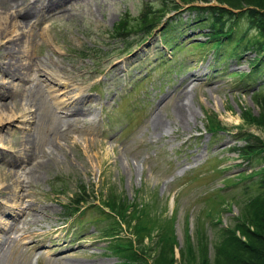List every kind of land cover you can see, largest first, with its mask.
Returning <instances> with one entry per match:
<instances>
[{"label": "rangeland", "instance_id": "rangeland-1", "mask_svg": "<svg viewBox=\"0 0 264 264\" xmlns=\"http://www.w3.org/2000/svg\"><path fill=\"white\" fill-rule=\"evenodd\" d=\"M7 1L0 0V28ZM163 1L67 0L32 29V44L18 50L22 62L53 59L64 67L67 77L59 80L73 82L91 113L70 117L78 120L68 128L47 129L52 103L66 99L62 86H33V78L43 77L36 70L15 98H0L9 110L25 109L5 124L0 151H13V141L28 144L29 163L13 170L23 175L25 199L46 209L36 222L23 223L20 214L23 236L0 264H121L103 233L114 227L123 239L134 238L110 212L111 200L143 210L139 222L153 241L160 234L171 239L173 264H182L179 252L187 241L196 250L199 234L212 262L221 228L232 227L242 207L264 192L255 176L264 160L249 161L236 151L248 135L264 141L263 128L244 116L259 118L264 103V60L257 69L249 63L258 56L247 46L255 32L235 47L246 26L241 18L217 53L202 26L206 13L189 8L205 4L195 2L166 15L148 36L137 30L115 36L114 27L125 23V32ZM195 74L200 83L193 88L185 79ZM177 105L191 115L171 131ZM153 116L164 125L162 136L150 123ZM34 158L41 163L36 169L30 167ZM79 191L86 202L76 207L72 199ZM3 203L11 204L0 195ZM9 219L0 210V221Z\"/></svg>", "mask_w": 264, "mask_h": 264}, {"label": "trees", "instance_id": "trees-1", "mask_svg": "<svg viewBox=\"0 0 264 264\" xmlns=\"http://www.w3.org/2000/svg\"><path fill=\"white\" fill-rule=\"evenodd\" d=\"M210 1L164 0L155 9L145 12L146 14L143 15V18L125 32V23L119 24L116 28L114 27L113 31H115V36L118 39H124L125 36L134 33L136 30L148 36L159 25L165 23H162V19L166 15L173 11L182 10V7L188 4L195 2L204 3V7L192 6L189 8L200 14L202 12L206 13V22H203L202 26H208V33L205 34L206 40L215 41L217 53L222 46V39H227L231 42L233 25H237L241 18L246 20L245 29L237 37L234 46L237 47L250 31H254L255 35L249 38L247 40L249 42L246 43L252 51L258 54L255 59L249 62L252 69H257L262 60H264V0H215V5H210ZM235 10L238 11L236 12ZM234 48L233 51L235 50ZM261 101L264 102V96H261ZM260 106L262 114L259 115V118L249 117L247 114L244 116L246 120H249L248 122L264 130V103L260 104ZM218 124H216L217 128ZM210 129L214 130L216 128L212 124ZM242 140H244L243 146L236 149L239 156L249 161L254 159L264 160V141L262 139L251 134L242 138ZM255 176L258 177L260 186L264 187V166L259 169ZM78 194L72 199L76 207L86 202L85 197L81 196L82 191H79ZM110 206H107L110 212H114L119 218H122V222L125 225L124 229L130 230L134 238L132 240L123 239L119 235L121 229H114V227H110L108 232L103 233L106 239H112L109 245L110 250L121 259V264L174 263V245L173 243H168L171 239L160 234L153 241V236L148 231L147 225L139 222V215L143 213L142 209H138L133 205L129 206L120 201L115 203L112 200L110 201ZM73 213H77V210L73 211ZM116 224L119 226L118 222ZM145 238L149 240L148 243L144 242ZM220 238L219 244L214 249L212 262L205 251V242H202L203 238L200 237V234L196 244V250L200 251L199 255H196L197 251L193 250V242L189 243L187 241L179 252L182 264H264V192L251 198L242 207L232 227L221 228Z\"/></svg>", "mask_w": 264, "mask_h": 264}, {"label": "bare ground", "instance_id": "bare-ground-1", "mask_svg": "<svg viewBox=\"0 0 264 264\" xmlns=\"http://www.w3.org/2000/svg\"><path fill=\"white\" fill-rule=\"evenodd\" d=\"M66 1L67 0H49L43 3L42 1L29 2L8 0L6 4L8 14L5 11L4 24L0 28V51H3V55L0 56V79L10 80L6 82L8 85L0 82V98L8 95L15 98L14 94L16 90H22L24 84L30 82L31 72L34 70L39 71V75H43V77L42 79L39 77L33 78L31 81L33 86H40L47 82V86L56 84L57 86L63 87L62 93L66 100L52 103V109L43 122L47 129L55 128L56 125L68 128L71 122H76L78 120V118H76L74 121H71L70 117L77 116L78 112L83 114L91 113V106H88L86 109H83L81 106V104H84L87 97L81 92H75L77 89L73 82L71 80L65 82L61 79L59 80L61 77H67L62 76L67 74L64 67L58 66L59 64L53 61V59H45L42 62L28 59L27 62H22L17 54L18 50L23 51L26 46L28 47L32 44V41L30 42L29 40V38H31L32 29L37 27L36 25L40 23L41 19L47 16L49 11L59 10ZM28 16L31 17V20H34V22L31 20L26 21L25 17ZM5 37L8 38L5 42H1ZM117 66L118 62L114 64V67ZM40 68L43 70V74H40ZM185 80H188V83L192 84L193 88L200 83L198 74L192 75ZM49 88L51 89V87L48 86V89ZM184 89L185 88L182 87V91L179 94H182ZM52 90L55 91L54 87H52ZM24 110L23 108L9 110L7 106L0 104L1 144L5 141V135L2 133L5 124L9 123L8 125H10L13 118L18 117ZM175 112L176 115L171 122V126H169L171 131L181 125H187L189 122L188 116L191 115L190 113L184 112V108L180 105H177ZM150 123L155 131L159 132L162 136L164 125L161 120L153 116ZM27 147L28 144L23 141H13L11 144L13 151H9V154L0 151V164L5 163L9 167L4 165L0 166V195L11 203L10 205L3 203V206L0 207L1 213L3 215L7 214L10 217L7 221H0V261L10 247L17 246L18 239L23 236L24 232L21 230L22 227H20V224L26 223L27 220L36 222L40 218L39 216L41 213H46V209L39 208L34 203H30V201L25 199L26 196L20 193V191H24L22 188L26 186L24 184L25 181L22 180L23 175H19L18 172L13 170L16 165L23 166L29 163L30 157ZM0 149L3 148L0 146ZM40 164L41 163L34 158L30 167L36 169L35 167H38ZM20 214L25 215L23 223L17 220ZM31 235L32 238L37 236L35 234Z\"/></svg>", "mask_w": 264, "mask_h": 264}]
</instances>
